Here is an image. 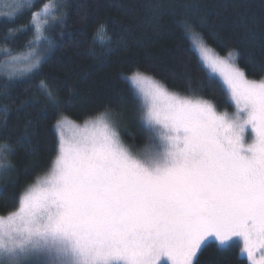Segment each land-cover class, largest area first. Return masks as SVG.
Listing matches in <instances>:
<instances>
[{"label": "snow or ice", "instance_id": "6c2138e0", "mask_svg": "<svg viewBox=\"0 0 264 264\" xmlns=\"http://www.w3.org/2000/svg\"><path fill=\"white\" fill-rule=\"evenodd\" d=\"M33 6L34 0H21L17 11ZM56 7L49 2L32 13L33 47L5 63L10 76L38 68L40 42L53 43L44 34L49 21L61 19ZM183 28L211 70L208 87L220 86L211 78L218 74L235 111L219 112L199 95L203 84L193 89L188 80L182 94L137 71L128 79L148 132L144 150L123 143L108 112L71 138L63 131L69 121L60 116L52 169L17 195L16 211L0 217V264H199L210 240L226 250L234 237L258 264L253 253L264 250V62L256 66L259 79L249 78L238 52L221 56L193 24L185 21Z\"/></svg>", "mask_w": 264, "mask_h": 264}, {"label": "trees", "instance_id": "16d2710c", "mask_svg": "<svg viewBox=\"0 0 264 264\" xmlns=\"http://www.w3.org/2000/svg\"><path fill=\"white\" fill-rule=\"evenodd\" d=\"M49 2L61 19L49 21L44 34L53 43L48 48L40 42L45 51L38 68L22 76L0 69V155H5L0 216L16 211L17 195L51 170L58 155L55 126L60 116L83 122L108 112L126 126L124 141L133 146L149 143L138 97L127 80L134 72L182 94L188 91V80L193 89L203 84L199 95L219 112L235 109L232 101L226 102L221 90L226 86L217 77L211 76L220 86L208 87L209 72L191 47L185 21L219 55L238 52L239 66L249 78L259 79L264 0H34L31 8L0 14V64L33 47L32 13ZM198 261L251 264L235 240L226 250L210 240Z\"/></svg>", "mask_w": 264, "mask_h": 264}, {"label": "rangeland", "instance_id": "374dc122", "mask_svg": "<svg viewBox=\"0 0 264 264\" xmlns=\"http://www.w3.org/2000/svg\"><path fill=\"white\" fill-rule=\"evenodd\" d=\"M26 2H27V3H32L33 0H26ZM20 3H21V0H0V14L6 13V14H9V15H12V13H14V12L17 10V7L19 6ZM51 3H52V2H51ZM24 9H26V8H24ZM21 10H23V9H21ZM40 11H42V8H41L39 11H37V12H40ZM16 12H17V11H16ZM32 20H33V18H32ZM33 23H37V21L33 20ZM194 50H195V49H194ZM44 51H45V48H44L43 46H41L40 48H37V52H38V54L41 55L42 58H43V56H44V55H43ZM26 53H27V51H25V52L22 53V54H18V55L22 56V55H24V54H26ZM196 53H197V52H196ZM197 55H198V53H197ZM14 56H17V55H14ZM42 58H41V60H42ZM9 60H10V58L6 59L5 61H3V62L0 64V69H1V70H7V71H10V69H5V67H4L5 63H7ZM41 60H40V62H41ZM203 66H204V65H203ZM204 67L208 70V72L211 71V70L208 69L206 66H204ZM212 75H214L215 77H217V78L222 82V80L219 78L218 74H212ZM130 76H131V75H130ZM130 76H127V80H128L129 83L131 84V81L128 79ZM222 83H223V82H222ZM131 86H132V85H131ZM233 104H234V102H233ZM234 108H235V105H234ZM234 111H235V109H234L231 113H228V114L231 115ZM110 115L112 116V119H113V121L115 122V126H116V128H117V131L119 132L120 137H121V139H122L123 131L126 130V126L124 125V123L122 122V120H120V118H118V117H116L115 115H112V114H110ZM95 118H96V117H95ZM92 119H93V118H92ZM67 120L69 121V124H68L67 127H65V128L63 129V131H64V136H65L66 138H71V137L73 136V134H74L78 129H83V128L85 127V123H86V121H89V120H91V119L85 120V121H83V122H75V121H73V120H71V119H68V118H67ZM146 139L148 140V136H146ZM122 141H123V143H124L127 147H129L133 152H140V151L144 150V149L147 147V145H148V143H147V144H144L143 146H133V145L127 143L126 141H124L123 139H122ZM4 158H5V155H0V176H1V174H2V171H3L4 167H5V163L2 161V160H4ZM52 167H53V166H52ZM51 169H52V168H51ZM49 172H50V171H49ZM49 172H48V173H49ZM48 173H47V174H48ZM47 174H46V175H47ZM46 175H45V176H46ZM45 176H43V177L40 178V179H43ZM37 182H38V180H37ZM37 182H35L34 184H36ZM34 184H33V185H34ZM31 186H32V185H31ZM6 216H7V215H6ZM6 216H0V217H6ZM233 240H235L236 243L239 244L240 249H241V252H242V239L239 238V237H234ZM242 254H243V255H244V256H245V257L251 262V264H252V260H250V259L247 257V255L244 254L243 252H242ZM253 258H254V260H255L256 262H258V264H259V262L264 261V250L257 248V249L254 251V253H253ZM165 259H166V258H165ZM161 264H162V262H161ZM168 264H171V262L169 261Z\"/></svg>", "mask_w": 264, "mask_h": 264}]
</instances>
